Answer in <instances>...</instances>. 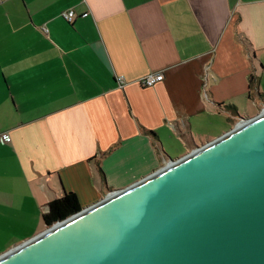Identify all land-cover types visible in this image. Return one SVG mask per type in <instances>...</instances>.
I'll use <instances>...</instances> for the list:
<instances>
[{
  "label": "crops",
  "instance_id": "obj_1",
  "mask_svg": "<svg viewBox=\"0 0 264 264\" xmlns=\"http://www.w3.org/2000/svg\"><path fill=\"white\" fill-rule=\"evenodd\" d=\"M263 111L264 0H0V256Z\"/></svg>",
  "mask_w": 264,
  "mask_h": 264
},
{
  "label": "water",
  "instance_id": "obj_2",
  "mask_svg": "<svg viewBox=\"0 0 264 264\" xmlns=\"http://www.w3.org/2000/svg\"><path fill=\"white\" fill-rule=\"evenodd\" d=\"M0 264H264V111Z\"/></svg>",
  "mask_w": 264,
  "mask_h": 264
},
{
  "label": "trees",
  "instance_id": "obj_3",
  "mask_svg": "<svg viewBox=\"0 0 264 264\" xmlns=\"http://www.w3.org/2000/svg\"><path fill=\"white\" fill-rule=\"evenodd\" d=\"M229 111L235 114L234 107ZM82 207L77 196L74 193H65L63 197L55 199L48 204V210L43 215V221L47 228L56 225L58 222L64 221L73 215L79 213Z\"/></svg>",
  "mask_w": 264,
  "mask_h": 264
},
{
  "label": "built area",
  "instance_id": "obj_4",
  "mask_svg": "<svg viewBox=\"0 0 264 264\" xmlns=\"http://www.w3.org/2000/svg\"><path fill=\"white\" fill-rule=\"evenodd\" d=\"M62 17L68 23H72L74 21V19H75V12L73 10L64 11L62 13ZM43 31L47 32V29H43ZM164 78H165L164 73L162 71H160V72H157V73H150L146 77L140 79L139 82H140V84L143 87L150 88V87H154L156 84L162 82L164 80ZM205 81H207V79ZM117 83H118V87L120 89H123L126 86V84H127V80L124 77L120 76V77H117ZM3 139L6 142H10V138L7 135H4Z\"/></svg>",
  "mask_w": 264,
  "mask_h": 264
},
{
  "label": "rangeland",
  "instance_id": "obj_5",
  "mask_svg": "<svg viewBox=\"0 0 264 264\" xmlns=\"http://www.w3.org/2000/svg\"><path fill=\"white\" fill-rule=\"evenodd\" d=\"M83 208L85 209L86 206L82 207V209H83ZM39 234H40V233H39ZM37 235H38V234H37ZM37 235H33V236L29 237L28 240L33 239V238H34L35 236H37ZM25 242H26V241H25ZM25 242H23V243H25ZM21 244H22V243H21ZM7 252H8V251H7ZM5 253H6V252H5ZM3 254H4V253H3Z\"/></svg>",
  "mask_w": 264,
  "mask_h": 264
}]
</instances>
